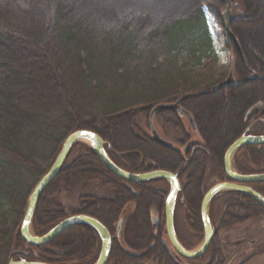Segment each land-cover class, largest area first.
<instances>
[{"label":"trees","instance_id":"16d2710c","mask_svg":"<svg viewBox=\"0 0 264 264\" xmlns=\"http://www.w3.org/2000/svg\"><path fill=\"white\" fill-rule=\"evenodd\" d=\"M159 2H118L120 7L110 13L83 0H0V264L21 256L17 251L27 252L28 260L52 264L72 263L98 252L99 237L86 224L71 226L40 246L28 244L19 234L32 188L66 136L81 128L98 133L109 156L131 172L163 169L176 173L187 162L179 175L185 179L178 198L184 201L192 229L203 232L200 205L208 190L205 180L208 176L211 182L224 180V152L246 133L253 118H264V4L261 0L234 1L244 14L232 21L233 36L226 34V47L233 75L242 83L182 102L194 118L199 139L190 142L181 114L169 110L155 114L154 119L160 118L179 133L178 144L205 148L184 154L180 148L153 141L139 128L135 116L143 114L148 125L157 103L213 88L226 77L224 68L217 66L206 15L221 24L225 4L190 0L160 12ZM251 70L259 74L258 79L246 80ZM258 102L260 107H256ZM239 150L241 157L235 154L233 158L237 171L264 168V144ZM153 182L166 183L154 179L141 184L120 178L107 170L87 144L77 141L39 197L32 230L41 235L67 216L86 214L115 236L123 210L136 201L123 237L132 250L147 248L160 237L153 233L149 209H164L161 197L151 191ZM248 185L264 196V182ZM74 190L78 191L77 205L70 212L62 210L54 196ZM221 196L225 210L221 229L264 215V209L244 193L227 190ZM5 204L9 209L3 208ZM234 209L242 210L244 218H235ZM215 240L214 236L205 254L218 255ZM144 257L129 252L114 238L106 264H133Z\"/></svg>","mask_w":264,"mask_h":264},{"label":"water","instance_id":"95a60500","mask_svg":"<svg viewBox=\"0 0 264 264\" xmlns=\"http://www.w3.org/2000/svg\"><path fill=\"white\" fill-rule=\"evenodd\" d=\"M219 1L225 3V9L220 13V20L222 26L226 34L232 37L233 34L231 32L230 25L233 21L232 10H231L233 0H219ZM261 1L264 3V0ZM258 77L259 75L256 72H252L247 79L249 80L257 79ZM237 85L238 82L233 76V67L231 65L226 79L223 80L219 85H217L214 90L216 91V89H219L224 86L236 87ZM205 93L208 92L201 91V92L189 93L181 96L179 99H177L174 102H169V103L160 102L154 105L148 117V127L152 140L165 147L168 148L173 147V143L162 138L158 134L154 126V122H153L154 115L155 113L162 110L180 112L182 115H184L187 118L192 130H195L196 127L192 115L188 111L182 108L181 103L183 102V100L187 98L197 97ZM259 105H261V102H258L256 104V106ZM82 133H92V135H82ZM77 141L86 143L96 154L100 162L110 172H112L113 174H115L120 178H123L133 183H144L153 179H164L168 182L169 189L165 196V202H164L166 234L172 247L181 257L187 259L198 258L201 255H203L206 252L207 248L209 247L214 236V229L208 216V207L211 199L218 192L231 190V191H238L244 193L250 196L251 198H253L258 204H260L264 208V196L256 189L248 185V183H252V182H264V172L240 173L234 170L232 166V158L234 153L240 147L245 145L264 144V134L261 135L243 134L240 137L236 138L228 146V148L226 149L223 155V161H222L223 170L229 180L215 183L207 190V192L204 194L202 198L200 205V220L203 229V239L197 249L188 250L179 242L178 238L176 237V232L174 228V219H173L176 197L179 191L181 190L180 182L178 179L180 172L173 173L163 169H155L140 173L128 171L122 168L121 166L117 165L111 159V157L109 156V154L105 149L106 142L100 137L98 133L90 129L81 128L70 132L66 136L52 164L50 165L48 170L36 182V184L34 185V187L32 188L29 194L24 215L19 227V234L21 238L24 241H26L28 244L34 246L44 245L50 242L51 240H53L55 237H57L67 228L76 224H86L92 227L97 232L100 238V251L97 259L92 264H106L108 260L112 240L116 237L112 236L109 230L107 229V227L104 224H102L98 219L92 216L86 214H73L67 216L41 235H36L31 229L32 217L34 214L36 204L39 200V197L41 196L45 188L49 185V183L57 176L59 170L61 169L62 165L66 160V157L72 145ZM185 149L186 147L183 148V150ZM197 149H200V147H194L192 151H195ZM153 220L156 221V218H153ZM120 223L121 221H119L117 225V232L120 228ZM17 253L20 254L21 256H19L17 259H10L7 264H52L37 260H28L27 259L28 253L25 251H17ZM174 262L175 264H180L178 261L174 260Z\"/></svg>","mask_w":264,"mask_h":264},{"label":"rangeland","instance_id":"374dc122","mask_svg":"<svg viewBox=\"0 0 264 264\" xmlns=\"http://www.w3.org/2000/svg\"><path fill=\"white\" fill-rule=\"evenodd\" d=\"M83 1L94 4L98 11H108V12L110 11V13L117 10L120 7V5H126L127 3L133 2V0H83ZM189 1L190 0H160L159 2L160 10L159 11L166 12L172 8L178 7L177 5L187 3ZM234 1L235 0L232 1V7H231L233 21L236 19H241V17H243V14H244V8L239 5H234L235 4ZM118 2H120L121 4L119 5ZM148 3H151V1H149ZM206 15H207L208 27H209L211 37L213 40V46H214L215 52L218 57L217 66L224 68V70L226 71V74H228L231 54L227 50V47H226L227 38H226L225 30L223 26L219 23V21H217L214 17H212L208 13ZM230 29H231V25H230ZM252 72H254V70L249 71L248 77L251 75ZM226 77L223 80H225ZM220 83H218L217 85H219ZM216 86L210 89H203V90L194 91V92L205 91L208 93H205L202 95L211 94L220 89V88L216 89L215 91L214 89L216 88ZM194 92H188L186 94L194 93ZM186 94H183V95H186ZM190 98H194V97H190ZM184 119H182V121L185 124V128L187 132L191 136L190 142L198 140L199 139L198 136L194 132L190 131L188 123ZM253 120L254 118L251 121ZM135 122L137 123L139 128H142L144 130V132L147 135H150L149 128L147 125V118L143 114L136 113ZM154 124H155V128L158 134L162 138L166 139L167 141L172 142L173 147H177L181 149V145L178 144V141L180 139L179 133L176 132L175 129H173L170 126L164 125V123L161 121L160 118L154 119ZM186 145H188V143ZM241 152H242L241 150L239 151L237 150L234 153L233 158L235 154L236 156L241 157ZM183 153L186 154L187 152H183ZM233 158H232V166H234ZM186 164L187 162H185L184 166L179 171L180 174L184 170ZM252 169L255 170L254 168ZM259 169H262L259 172H264V168H259ZM234 170L236 169L234 168ZM224 175H225L224 180L228 179L225 173ZM209 177L210 176H208L207 179L205 180V186L207 189H209L214 183H216V182H211ZM184 179L185 178L182 179V182H184ZM151 186H152L151 191L153 195L159 197L160 194L158 192L163 193V198L161 196L160 197L162 199V204L164 205L165 196L169 189L168 183L167 182L166 183L153 182L151 183ZM135 190H139V189L135 188ZM135 192H138V191H135ZM221 192L218 193L214 204L212 203L209 205L210 219L212 221V225L214 228V232H215L214 236L216 239L215 243L218 249L217 251L218 261L214 263L215 264H264V215H261L259 217H249V218L246 217L247 218L246 219L244 218L245 213H243L242 210L234 209L233 212L237 213L238 215L235 218H241V219L244 218V219L241 222L234 224L233 226L227 229H221L220 223H221L224 211H225L224 202H223L224 198L221 196ZM96 193H99L102 195L106 194L105 191H99V190H96ZM28 197H27V200H28ZM54 199L61 205L62 210H68V212H70L77 205L78 191L77 190H74L71 192L61 191L60 193L54 196ZM27 200H26V205H27ZM26 205H25V208H26ZM3 208L6 210L9 209L8 204H5ZM134 208H136V201H131L127 204V206L125 207V209L123 210L121 214L122 226L120 227L119 234L118 235L115 234L120 245L126 248V250H128L131 253L146 256L141 261L135 262L133 264H175L174 260L178 261L180 264H213L214 256L211 253H208V254L204 253L205 255L203 254L200 257L194 258V259H187L177 254V252L174 250L171 243L169 242V239L166 234L164 209H162V211L159 212L157 211V208L154 206H152L149 209L151 211V220H152L151 226L153 227V233L156 236L158 235L160 237L158 239L156 238L153 241H151L149 243V246H147V248L136 249V250H132L130 249V247L128 248L127 243H125L124 241L123 230H124L125 222L127 221V217L132 213ZM187 216H188V211L184 205V201L183 200L181 201L180 198H177L175 207H174V227H175L176 237L186 249L195 250L199 247V245L202 242L203 232L202 231L197 232L193 230L191 227V224L189 223V221H187L189 220L187 219ZM153 218H156V221L153 220ZM159 227L161 230L160 233L158 231ZM97 254L98 252L96 254L91 255L90 257L86 259L74 261L68 264H89L97 256ZM108 264H120V263L110 262Z\"/></svg>","mask_w":264,"mask_h":264},{"label":"flooded vegetation","instance_id":"af4514ba","mask_svg":"<svg viewBox=\"0 0 264 264\" xmlns=\"http://www.w3.org/2000/svg\"><path fill=\"white\" fill-rule=\"evenodd\" d=\"M228 35V34H227ZM229 36V35H228ZM232 65V61L230 60V66ZM233 67V66H232ZM258 74V73H257ZM259 75V74H258ZM234 76V75H233ZM235 78V77H234ZM248 78V77H247ZM246 78V80H249V79H247ZM259 78V77H258ZM257 78V79H258ZM251 80H254V79H251ZM240 83H242V82H238V85H240ZM237 85V86H238ZM179 99V98H178ZM181 106H182V103H181ZM261 105H259V106H256V107H260ZM182 108H183V106H182ZM184 109V108H183ZM186 110V109H185ZM187 111V110H186ZM189 112V111H188ZM177 113H179L180 114V112H177ZM190 113V112H189ZM156 114V113H155ZM191 114V113H190ZM155 116V115H154ZM193 117V116H192ZM185 119H186V122L188 123V126L190 127V129L192 130V128H191V126L189 125V122H188V120H187V118L185 117ZM193 120H194V118H193ZM153 122H154V118H153ZM261 124H264V118H258L257 120H253V121H251V123H250V125L248 126V131H247V129H246V131L245 132H247L246 134H252V135H261V134H264V130L261 128ZM154 126H155V124H154ZM196 127V126H195ZM149 128V127H148ZM252 130V131H251ZM197 130L195 129V130H192V132H196ZM254 131V132H253ZM150 132V131H149ZM151 137V136H150ZM152 139V138H151ZM181 145V144H180ZM186 147V149L185 150H183V148H185ZM194 147H200V149H197V150H195V151H203V150H205V148L202 146V145H195V146H193V147H191L189 144L188 145H184V144H182L181 145V151H183V152H189L190 151V153L191 154H194V152L195 151H192V149L194 148ZM179 182H180V187H182V180H180L179 179ZM142 184V183H141ZM144 184V183H143ZM159 194H160V196L163 198V193H161V192H158ZM134 194H135V196H137L138 195V192H134ZM179 194V193H178ZM177 198H178V195H177ZM177 200V199H176ZM165 202V201H164ZM209 208H208V212H209ZM119 221H121V223H120V227L122 226V218L119 220ZM119 221H118V223H119ZM118 223H117V225H118ZM74 226V225H73ZM92 228V227H91ZM116 230H117V226H116ZM95 231V230H94ZM119 231H120V228H119V230H118V232H117V234H119ZM96 232V231H95ZM97 233V232H96ZM98 235V234H97ZM99 237V236H98ZM116 237V236H115ZM99 240H100V238H99ZM251 243H253V242H251ZM99 251H100V247H99V250H98V254H99ZM98 254H97V257H98ZM97 257L95 258V260L97 259ZM94 260V261H95ZM93 261V262H94ZM218 261V257L216 256V257H214V260H213V264H215L214 262H217ZM92 262V263H93ZM211 263V262H210Z\"/></svg>","mask_w":264,"mask_h":264},{"label":"snow or ice","instance_id":"6c2138e0","mask_svg":"<svg viewBox=\"0 0 264 264\" xmlns=\"http://www.w3.org/2000/svg\"><path fill=\"white\" fill-rule=\"evenodd\" d=\"M82 135H92V133H82Z\"/></svg>","mask_w":264,"mask_h":264},{"label":"bare ground","instance_id":"6f19581e","mask_svg":"<svg viewBox=\"0 0 264 264\" xmlns=\"http://www.w3.org/2000/svg\"><path fill=\"white\" fill-rule=\"evenodd\" d=\"M163 146V145H162ZM253 199V198H252ZM254 200V199H253ZM255 201V200H254ZM256 202V201H255ZM257 203V202H256Z\"/></svg>","mask_w":264,"mask_h":264}]
</instances>
